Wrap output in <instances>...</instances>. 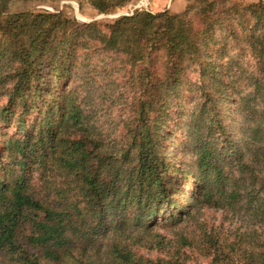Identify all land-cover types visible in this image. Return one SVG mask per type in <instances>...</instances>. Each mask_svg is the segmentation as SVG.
Listing matches in <instances>:
<instances>
[{
    "label": "trees",
    "instance_id": "16d2710c",
    "mask_svg": "<svg viewBox=\"0 0 264 264\" xmlns=\"http://www.w3.org/2000/svg\"><path fill=\"white\" fill-rule=\"evenodd\" d=\"M28 1L0 0V264H264V0Z\"/></svg>",
    "mask_w": 264,
    "mask_h": 264
},
{
    "label": "rangeland",
    "instance_id": "374dc122",
    "mask_svg": "<svg viewBox=\"0 0 264 264\" xmlns=\"http://www.w3.org/2000/svg\"><path fill=\"white\" fill-rule=\"evenodd\" d=\"M187 0H131L125 7L121 8L117 13L110 15H97L95 10L86 3H80L77 0H55V1H28L21 4V9H32L35 11L47 12H63L69 17H76L80 21L88 22L93 19H100L103 21H110L114 17L121 14H129L135 9H145L152 12H158L168 9L171 12H178L183 9ZM184 105L186 101L184 100ZM187 156L185 153L177 154L179 162L185 160ZM175 166H177L175 164ZM203 218L207 220V225L222 224L224 229H235L239 224L231 219L230 216L222 215L219 211L207 210ZM188 229H190L188 227ZM232 229V230H233ZM231 231V230H230ZM230 235V232H227ZM231 237V236H230ZM200 264H208V258H197Z\"/></svg>",
    "mask_w": 264,
    "mask_h": 264
}]
</instances>
